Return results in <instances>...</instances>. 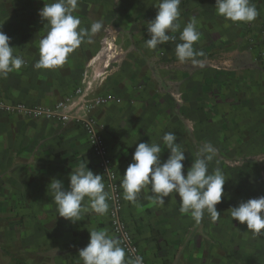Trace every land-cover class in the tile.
Returning <instances> with one entry per match:
<instances>
[{"label":"crops","instance_id":"crops-1","mask_svg":"<svg viewBox=\"0 0 264 264\" xmlns=\"http://www.w3.org/2000/svg\"><path fill=\"white\" fill-rule=\"evenodd\" d=\"M53 2L0 0V30L25 61L19 72L0 78V98L59 116L29 119L0 111V264H82L79 250L91 230L106 229L116 239L109 198L105 215L89 208L72 222L58 215L48 192L53 178L67 190L72 170L85 163L103 176L108 193L84 128L89 119L104 138L122 195L121 216L147 264H264V236H252L230 215L239 203L264 196V0H250L259 13L251 23L217 15L216 0H181L180 29L171 33L176 39L155 50L145 40L158 0H78L73 14L80 27L99 20L104 28L62 67L36 69L39 41L49 29L39 10ZM193 18L201 34L193 47L203 55L181 64L176 45ZM101 97L119 102L95 105ZM169 132L184 152L185 175L205 143L216 149L209 173L220 168L226 178L218 221L205 213L197 224L181 214L178 194L166 197L164 206L147 198L150 190H142L136 204L124 199L120 181L136 146L163 147ZM169 154L165 147L161 162Z\"/></svg>","mask_w":264,"mask_h":264},{"label":"clouds","instance_id":"clouds-1","mask_svg":"<svg viewBox=\"0 0 264 264\" xmlns=\"http://www.w3.org/2000/svg\"><path fill=\"white\" fill-rule=\"evenodd\" d=\"M181 0H158L154 6L157 14L154 20L147 22L150 39L145 40V47L155 50L158 46L175 40L171 35L180 29L177 22L180 17ZM78 0H55L44 3L39 16L49 26L47 34L39 41V60L36 69L55 70L62 67L69 54L78 49L82 43H93L92 37L104 28L102 21H95L90 29L80 27L81 21L73 13L78 9ZM217 15L233 23H251L258 11L250 0H216ZM197 21L191 19L180 33L182 43L176 45L175 55L183 64L189 60L196 63L194 57L203 55L194 50L193 45L200 39ZM10 47V37L0 30V78H7L12 72H19L25 61L14 55ZM163 147L155 143L141 142L136 146L120 181L124 199L136 204L142 190H150L148 199L153 204L164 206L165 198L178 194L179 211L189 215L197 224L208 214L212 222L221 218L216 205L221 203L226 181L220 168L209 173L208 164L216 156V149L205 143L199 149L187 174H184V152L176 142L173 132L163 137ZM170 152L168 158L161 162L164 148ZM69 188L65 190L62 181L53 178L48 185L57 205L58 215L66 220L80 221L82 213L89 208L97 215H105L108 210V193L105 191L103 176L94 174L87 164L80 163L69 176ZM87 198L88 204L84 201ZM233 220L246 224L254 237L264 236V196L249 199L230 209ZM78 260L82 264H143V257L126 259L125 250L120 242L107 233L106 229L90 231V240L86 247L79 250Z\"/></svg>","mask_w":264,"mask_h":264},{"label":"built area","instance_id":"built-area-1","mask_svg":"<svg viewBox=\"0 0 264 264\" xmlns=\"http://www.w3.org/2000/svg\"><path fill=\"white\" fill-rule=\"evenodd\" d=\"M119 100H113L110 97H101L95 99V105H106ZM0 111L7 114H15L29 119H46L51 120L59 117L56 110L43 106L27 107L22 103H11L0 98ZM62 119L65 115H62ZM84 128L87 133L92 153L99 160L100 168L108 181V198L111 201V209L109 212V224L113 236L120 242V246L124 248L126 257L134 259L136 256H141L137 243L128 228L127 223L121 216L123 209V200L117 181V174L112 168V162L109 151L105 145L103 136L97 131L96 123L89 119L84 122ZM143 264H147L143 260Z\"/></svg>","mask_w":264,"mask_h":264},{"label":"trees","instance_id":"trees-1","mask_svg":"<svg viewBox=\"0 0 264 264\" xmlns=\"http://www.w3.org/2000/svg\"><path fill=\"white\" fill-rule=\"evenodd\" d=\"M12 260L14 261L15 264H25V263L18 261V260H14V259H12Z\"/></svg>","mask_w":264,"mask_h":264},{"label":"rangeland","instance_id":"rangeland-1","mask_svg":"<svg viewBox=\"0 0 264 264\" xmlns=\"http://www.w3.org/2000/svg\"><path fill=\"white\" fill-rule=\"evenodd\" d=\"M5 263L6 264H13L11 261H8L7 259H5Z\"/></svg>","mask_w":264,"mask_h":264}]
</instances>
